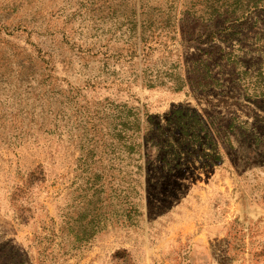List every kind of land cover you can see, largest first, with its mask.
<instances>
[{
	"label": "rangeland",
	"instance_id": "1",
	"mask_svg": "<svg viewBox=\"0 0 264 264\" xmlns=\"http://www.w3.org/2000/svg\"><path fill=\"white\" fill-rule=\"evenodd\" d=\"M223 1L0 0V264H264V4Z\"/></svg>",
	"mask_w": 264,
	"mask_h": 264
},
{
	"label": "trees",
	"instance_id": "2",
	"mask_svg": "<svg viewBox=\"0 0 264 264\" xmlns=\"http://www.w3.org/2000/svg\"><path fill=\"white\" fill-rule=\"evenodd\" d=\"M261 4H264V0H224L221 8H223V7H226V8H225V11H223L222 14H220V16L221 17L225 16L227 18L226 19L227 21L232 19L234 16H236L237 19H239L242 16H244V14H246L247 12H250L251 10H254L257 7H259V5H261ZM213 17H211V18H213ZM174 89L180 90L181 86H177ZM176 112H180V111H176ZM176 112H173L174 114L169 119V122L177 123L183 119ZM193 116L196 117L195 115H193ZM192 134H194V132ZM80 229H81L80 231L83 235V238H78V234H76L77 235L76 238L78 240H82V241L87 242L88 239H90L96 233V230H94L93 227L89 228V230H88V228H86V226H81Z\"/></svg>",
	"mask_w": 264,
	"mask_h": 264
}]
</instances>
